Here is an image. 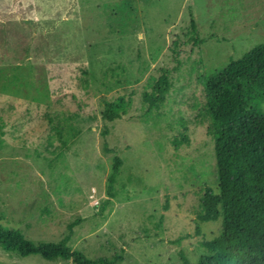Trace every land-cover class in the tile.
<instances>
[{"label":"rangeland","instance_id":"374dc122","mask_svg":"<svg viewBox=\"0 0 264 264\" xmlns=\"http://www.w3.org/2000/svg\"><path fill=\"white\" fill-rule=\"evenodd\" d=\"M259 45L264 0H0V111L14 107L0 124L1 224L35 243L67 236L89 260L180 264L181 251L197 264L200 241L221 228L205 222L194 235L199 196L217 190L199 78ZM162 75L168 92L147 110L141 96ZM101 96L128 103L108 124L122 160L112 198ZM45 114L74 115L66 145ZM0 264L71 263L0 249Z\"/></svg>","mask_w":264,"mask_h":264},{"label":"trees","instance_id":"16d2710c","mask_svg":"<svg viewBox=\"0 0 264 264\" xmlns=\"http://www.w3.org/2000/svg\"><path fill=\"white\" fill-rule=\"evenodd\" d=\"M184 36L192 46L197 44L192 13ZM199 83L204 93L201 113L209 122L206 132L213 140L217 190L206 187L199 196L194 235L202 236L200 225L205 222L220 220L221 228L217 235L200 241L205 254L197 264H264V113L260 109L264 101V45L200 77ZM169 87L166 75L160 76L150 85L151 91L142 94V104L147 110L158 109ZM100 102L99 135L102 150L111 158L106 193L112 198L110 191L122 160L109 146L108 124L125 115L128 103L121 97L106 96H101ZM13 109L8 107L5 114L0 111L1 125L4 116ZM73 117L49 114L43 117L52 136L62 145H66L63 140L66 132L75 135L74 127L68 126ZM189 237H180L175 242ZM68 241L67 236L56 243L29 241L18 230L5 228L0 217V249L6 253L71 264H115L122 260L121 255L89 260L83 253L72 250ZM178 257L180 264H189L183 252L179 251Z\"/></svg>","mask_w":264,"mask_h":264}]
</instances>
